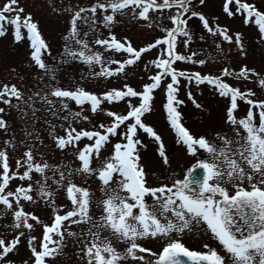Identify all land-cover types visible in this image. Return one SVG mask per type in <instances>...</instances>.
<instances>
[{
    "label": "snow or ice",
    "instance_id": "obj_1",
    "mask_svg": "<svg viewBox=\"0 0 264 264\" xmlns=\"http://www.w3.org/2000/svg\"><path fill=\"white\" fill-rule=\"evenodd\" d=\"M205 3L206 0H199L200 5ZM191 4L192 0H162V2L107 0V3L98 2L90 8H80L71 15L69 32L64 37L65 55L71 60L79 59L89 66L100 65V71L93 73L94 76L104 78L119 76L125 73L127 67L136 65L144 54L154 49L158 50L157 57L145 65L146 69L152 66L158 71L149 77L151 82L145 84L141 92L125 85L124 90L113 89L98 96L81 87L66 90L49 85L50 91L47 94L41 96L37 92L25 99L15 85L5 84L0 87V104L7 106L9 110H15L22 122H25V117L29 115L25 107L30 110L33 122L37 119L38 111H46L57 119L69 122L68 126L63 128L64 136L54 135L56 125H49L50 135H53L59 150L63 151L69 146L77 147L78 142L84 138L92 142L82 149H77L76 159L80 161L78 168L70 170L67 176L58 168L55 169L59 172V180L55 183L67 181L66 198L72 206L63 215L55 208V201L52 199L54 193L46 190L44 186L49 179L45 176V171L51 170L52 166L46 162L34 163L33 151L29 147L23 154L24 159L16 161L17 169L26 168L22 174H18L10 168L7 151L0 150V169H2L0 214H3V210L12 211L11 227L15 230L26 229L31 232L34 230V224L29 221L42 224L37 216L26 212L21 203L34 202L33 195L30 194L33 191L32 184L29 183L27 187L18 186L14 191H6L12 180L31 181L32 173L40 174L43 180L36 181L40 185L39 195L53 208V222L50 226L43 225L39 250L35 246L37 237L30 236L27 240L33 264H46V259L55 260L62 255L65 237L78 236V233L69 229L72 225L82 224L91 225L86 235H90L92 240L85 243L80 250L86 258V264H121L129 258L133 261H142L144 264H264V100H254L251 97L256 95L255 92L250 89L241 91L240 88L233 87L224 80V77L231 76L237 80L248 81L250 76H258V74L246 66L239 72L224 68L219 76L202 75L199 72H188L174 67L177 62L201 66L206 63L204 59L193 60V56L197 55L195 52L186 56L177 51L178 37L183 38L180 42L185 47L192 42L193 36L188 25L194 17L201 22L203 29L209 34L222 37L223 41L234 44L240 54H245L241 33H235L233 36L229 35L227 28H221L219 25L215 28L210 26L208 19L202 13L192 10ZM229 5L235 6V12L230 10ZM172 9L176 10L175 14L167 18L174 27L168 29L156 23V27H160L164 35L139 50L134 48L130 41L125 40L122 43L114 35L109 39L94 41L105 51L127 54V59L107 62L118 65L115 69L105 67L102 53L92 52L88 41L79 38L78 22L87 24L91 28L96 23L98 10L102 13H110L102 17L106 28L117 22L115 19L117 15L123 17L129 13L133 20L146 21L147 27L152 28L153 18L150 13ZM65 11L71 10L65 9ZM223 11L230 18L241 15L245 26L249 24L256 26L261 34L260 40L264 42V13H261L255 5L242 0H224ZM23 12L24 9L19 6L18 0H7L0 6V37L5 36L7 26H11L14 41L19 43L26 38L30 42L31 60L34 65L46 74H51L50 78L55 80V69L50 68L42 58L45 54H50L48 45L42 38L37 23L32 21L31 14L22 17ZM86 12H90L91 16L82 15ZM160 19L159 16L155 17L156 21ZM22 29L26 31V36L22 33ZM87 35L88 33L85 32L84 36ZM71 42L79 45L80 50H72L69 47ZM216 48L219 49L220 45L217 44ZM164 80H169L164 85L166 103L163 105L169 127L175 134L176 143L185 147L189 156L197 157V161L185 171L183 179L177 178L170 185L148 187L138 151V148L146 145H143L139 139L138 132L147 134V137L158 145V155L162 158V162L168 165L169 159L161 136L142 120L145 114L152 111L153 93L162 87ZM181 80L186 82L184 86L189 89L188 99L197 108L201 105L196 103L193 97L190 90L192 85L199 87L206 84L220 97L230 100L226 123L232 127L239 137L238 140L233 141L226 135L217 134V138L222 141V146L218 147L203 136L194 137L184 127L181 113L178 111L179 106L184 103L178 98ZM256 83L261 91H264V78H259ZM37 98L45 107L40 109L34 107ZM126 98L129 109L126 115L104 111L101 108L104 102L119 103ZM131 98H139L138 105H134ZM13 100L17 103H13ZM67 101L74 102L80 110L72 112ZM238 101L249 106L244 117L238 118L235 115ZM86 105L93 114L103 112L111 117V124H100L99 128L102 131L83 129L77 131L72 126V122H78L80 119L88 120V116L83 115ZM253 109L256 110L255 113ZM64 112L68 115H60ZM8 114L4 107H0V131L4 133H8L10 128L3 118ZM122 126L124 129L118 132ZM34 134L33 124V131H25V136L31 137ZM117 135L125 142L115 143L112 146V154L101 161L100 167L92 168L93 155L99 159L101 150L110 143V137ZM36 139L39 140L38 135ZM4 144L14 147L9 140L4 141ZM233 144L236 146L233 147ZM201 152L206 154L207 158L200 159ZM73 174L83 175L85 178L95 175L101 182V192L105 198L97 202V207L102 209V215L98 220H94L90 215L92 194L87 188L72 182ZM257 177L259 179H256ZM245 182L247 188L244 187ZM227 186L234 189V194H230ZM147 197L151 198L152 203L147 202ZM62 210L61 207L60 211ZM93 228L97 231L93 232ZM101 230L110 232L118 242L125 244L124 251H117L107 237L102 239ZM194 230L209 235L218 242L224 255L208 244L203 245L207 249L205 252L189 250L179 237L193 233ZM24 235V231H18V234L9 241L0 238V261L13 264V261L8 260L7 257L17 251L21 237ZM146 239H161L167 242L157 256L138 243ZM137 253H147L156 258L146 261L143 255ZM24 264H27V261H24Z\"/></svg>",
    "mask_w": 264,
    "mask_h": 264
},
{
    "label": "rangeland",
    "instance_id": "obj_2",
    "mask_svg": "<svg viewBox=\"0 0 264 264\" xmlns=\"http://www.w3.org/2000/svg\"><path fill=\"white\" fill-rule=\"evenodd\" d=\"M6 2L7 0H0V6ZM98 2L107 3V0H18L19 6L24 9L21 16L31 14L32 21L37 23L38 30L48 45L50 54H45L42 58L50 68L55 69L54 74L56 78L52 80L50 78L51 74H46L34 65V62L31 60L32 49L30 48V42L26 38L19 43L15 42L13 28L7 26V34L0 37V87L5 84L9 86L15 85L23 93L25 99L37 92L41 96L47 94L50 91L49 85L53 88L59 87L66 90H75L81 87L98 96L113 89L124 90L125 85L141 92L143 86L151 82L149 77L155 75L158 71L152 66H149L147 69L145 68V65L149 61L157 57L158 50L154 49L150 53L144 54L136 65L127 67L125 73L111 78L93 75V73L100 71V65L89 66L82 63L79 59L71 60L65 55L66 42L64 37L69 32L71 15L80 8H90ZM158 2H162V0H158ZM242 2L253 4L261 13H264V0H242ZM223 3L224 0H206L204 5H200L199 0H192L190 7L192 10L202 13L208 19L210 26L215 28L219 25L221 28H227L229 35L233 36L235 33H241L245 54H240L239 49L234 44L223 41L222 37L209 34L203 29L201 22L194 17L189 21L188 25L193 36L192 42L185 47L180 42L183 38L178 37L177 51L186 56L195 52L197 55L193 56V60L204 59L206 63L201 66L199 64L177 62L174 67L188 72H199L202 75L219 76L224 68L239 72L242 67L246 66L248 69L254 70L258 76H250L248 81L237 80L231 76L224 77L225 82L233 87L240 88L241 91L252 90L256 93L254 97H251L254 100H264V91H261L256 83L259 78H264V42L260 40L261 34L256 26L252 24L245 26L241 15H235L230 18L223 11ZM229 6L230 10L235 12V6ZM65 9H70L71 11H65ZM175 11V9H172L171 11L165 10L164 12L150 13V16L153 18L152 28L147 27L148 22L146 21L133 20L131 13L123 17L117 15L115 17L117 22L110 28H106L103 24L102 17L110 13H102L98 10L97 16L95 17L96 23L91 28L87 24L78 22L80 31L79 38L88 41L89 48L92 52L102 53L105 67L115 69L118 65L107 62L110 60L122 61L128 58L127 54L105 51V49L94 43L96 39H109L110 36L114 35L122 43L125 40L130 41L132 46L139 50L141 47L153 43L156 39L164 35L161 28L156 27V23L168 29L174 27L167 17L175 14ZM82 15L91 16V13L86 12ZM157 16L161 17L159 21L155 20ZM21 31L26 36V31L24 29ZM85 32L88 33L87 36H84ZM201 37L203 38L201 39ZM217 44L220 45L219 49L216 48ZM69 47L74 51L80 50V46L74 42H71ZM65 60L68 62L65 63ZM167 82L169 80H164L162 87L153 93L152 111L145 114L142 120L146 125L153 127L157 134L161 136L166 155L169 159L168 165H165L162 162V158L159 157L158 145L149 139L147 134L142 131L138 132L139 139L143 145H146V147L138 148V151L140 164L146 173V186L148 187H160L164 184L170 185L177 178L183 179L185 171L197 161V157L189 156L185 147L176 143L175 134L167 122L166 113L163 108V105L166 103L164 85ZM185 83L184 80H181L180 91L178 93V98L184 101L178 108L184 127L194 137L199 138L203 136L218 147L222 146V141L217 138V134L226 135L228 139L233 141L238 140L239 137L236 136L232 127L226 123V113L230 107V100L220 97L213 88L206 84L200 85L199 87L192 85L190 90L193 97L196 103L201 105V107L197 108L187 97V91L189 89L185 88ZM50 98L55 99L53 97ZM127 99L112 104L104 102L101 108L104 111H112L117 114L126 115L129 110L126 102ZM131 100L134 105H138L139 98H131ZM67 102L72 112L80 110L74 102ZM13 103L17 102L13 100ZM0 107H4L9 112L8 115L3 116L10 128L8 133L0 131V150L7 151L10 168L12 171L22 174L26 168L22 167L17 169L16 161L23 160L24 152L31 147L34 163L43 164L46 162L52 166L51 170L46 169L45 171V176L49 177V179L44 186L46 190L54 193L52 199L55 201V208L59 211V214L63 215L72 206L66 198L65 188L67 181L61 182L60 184L55 183V181L59 180V172H56L55 169L58 168L67 176L70 170L78 168L80 161L76 159L77 149H82L85 145L92 142L84 138L78 142L77 147L69 146L61 151L56 147L53 135H50L49 125H56L54 135L64 136L65 132L63 128L68 126V121L57 119L46 111H38L36 113L37 119L33 122L30 110L25 107V111L29 115L25 117V122H22L19 114L15 110H9L3 104H0ZM34 107L40 109L45 106L37 98ZM248 108L249 106L246 103L238 101V109L235 115L238 118L244 117ZM253 111L254 113L256 112L255 109ZM60 115H68V113L64 112L60 113ZM83 115L88 116V120L80 119L78 122H72V126L77 131L81 129L102 131L99 128L100 124L109 125L112 122V118L103 112L93 114L87 105L84 107ZM33 124L35 134L31 137L25 136V131H33ZM123 129L124 126L118 129V132ZM36 135L39 136V140L36 139ZM6 140L11 141L14 147L6 146L4 144ZM117 142L123 143L125 141H122L119 135L110 137V143L101 150L99 159L93 155L92 168L100 167L101 161L112 154V146ZM232 146L235 147L236 145L233 144ZM199 158L205 159L207 157L206 154L201 152ZM256 179H259V177ZM38 180H43V177L38 173H32L31 181L12 180L9 188L6 190L14 191L18 186L27 187L31 183L33 191L30 194L33 195L34 202L22 201L21 203L26 212L34 214L42 222V224H36L34 221H29L34 224V230L31 232L26 229L15 230L11 227L13 223L12 211L3 210V214H0V238L9 241L18 234V231L25 232V235L21 237L17 251L9 254L7 257L8 260L13 261V264H24V261H27V264H33V258L28 248L27 240L30 236L37 237L35 246L39 250L40 241L43 236V225L50 226L53 222V208L40 197V185L36 183ZM71 180L73 183L85 187L90 191L92 194L90 215L94 220H98L102 215V209L97 207V202L105 198L101 192V182L96 179L95 175L85 178L83 175L73 174ZM227 187L230 194H234V189L231 186ZM244 187H248L247 182H245ZM146 199L148 203H152L150 197ZM61 207L63 208L62 211H60ZM0 209H2V206H0ZM65 223L67 224V222ZM89 227H91L90 224L72 225L69 230L78 233V236H66L63 254L55 260L46 259V264H86V258L80 250L84 247L85 243L92 240L90 235H86ZM92 231L95 232L97 229L93 228ZM104 237L111 240L112 246L117 251H124L125 244L118 242L111 236L110 232L101 230V238L103 239ZM179 239L189 250H206L203 247L204 244H208L216 250L221 249L220 246L214 247L218 242L211 239L209 235L195 230L193 233L179 237ZM166 242V240L161 239L138 241L141 246L150 249L157 256L162 251ZM137 255H143L146 261L156 258L149 256L147 253H137ZM0 264H5V262L0 261ZM121 264H144V262L133 261L129 258L127 261H122Z\"/></svg>",
    "mask_w": 264,
    "mask_h": 264
},
{
    "label": "flooded vegetation",
    "instance_id": "obj_3",
    "mask_svg": "<svg viewBox=\"0 0 264 264\" xmlns=\"http://www.w3.org/2000/svg\"><path fill=\"white\" fill-rule=\"evenodd\" d=\"M214 247H219V245L217 244V245H215ZM200 251V250H199ZM205 251H207V249L206 250H203V251H200V252H205ZM221 255H224V252L222 251V249H220V250H217Z\"/></svg>",
    "mask_w": 264,
    "mask_h": 264
},
{
    "label": "water",
    "instance_id": "obj_4",
    "mask_svg": "<svg viewBox=\"0 0 264 264\" xmlns=\"http://www.w3.org/2000/svg\"><path fill=\"white\" fill-rule=\"evenodd\" d=\"M183 259V258H182Z\"/></svg>",
    "mask_w": 264,
    "mask_h": 264
}]
</instances>
